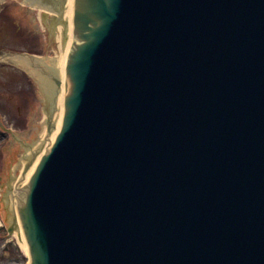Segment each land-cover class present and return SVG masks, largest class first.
Instances as JSON below:
<instances>
[{"label":"water","instance_id":"obj_1","mask_svg":"<svg viewBox=\"0 0 264 264\" xmlns=\"http://www.w3.org/2000/svg\"><path fill=\"white\" fill-rule=\"evenodd\" d=\"M34 1L61 24L6 5L62 84L50 138L48 103L8 132L29 264H264V0Z\"/></svg>","mask_w":264,"mask_h":264},{"label":"rangeland","instance_id":"obj_2","mask_svg":"<svg viewBox=\"0 0 264 264\" xmlns=\"http://www.w3.org/2000/svg\"><path fill=\"white\" fill-rule=\"evenodd\" d=\"M0 15V50L35 53L46 57L35 40L15 21L6 3ZM47 103L45 93L30 72L11 65H0V264H26L27 253L18 234L8 236L3 181L11 152L10 130H30L38 123ZM10 242V243H8Z\"/></svg>","mask_w":264,"mask_h":264},{"label":"bare ground","instance_id":"obj_3","mask_svg":"<svg viewBox=\"0 0 264 264\" xmlns=\"http://www.w3.org/2000/svg\"><path fill=\"white\" fill-rule=\"evenodd\" d=\"M21 234H22V231L19 230V232H18V239H19V242H20L21 246L23 247V249L25 250V252L27 253V252H28V248H27V246H26V244H25V241L23 240ZM19 235H20V236H19Z\"/></svg>","mask_w":264,"mask_h":264},{"label":"flooded vegetation","instance_id":"obj_4","mask_svg":"<svg viewBox=\"0 0 264 264\" xmlns=\"http://www.w3.org/2000/svg\"><path fill=\"white\" fill-rule=\"evenodd\" d=\"M5 3H6V2H5ZM2 12H3V10L1 9V10H0V14H1Z\"/></svg>","mask_w":264,"mask_h":264}]
</instances>
